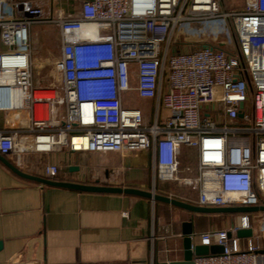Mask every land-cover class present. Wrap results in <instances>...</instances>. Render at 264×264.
<instances>
[{"label":"built area","instance_id":"built-area-1","mask_svg":"<svg viewBox=\"0 0 264 264\" xmlns=\"http://www.w3.org/2000/svg\"><path fill=\"white\" fill-rule=\"evenodd\" d=\"M4 1L0 110L11 117L0 130L2 156L18 164L31 151L150 150L154 179L188 188L197 205L264 204V0H244L239 9H223V0H84L77 14L51 18L43 0ZM47 20L60 33L53 64L61 96L40 97L49 88L33 82L29 27ZM219 20L229 22L232 50L169 53L178 26ZM5 75L11 83L1 81ZM14 90L20 101L11 106ZM130 93L153 99L150 122L124 104ZM58 172L56 163L43 168L49 180ZM248 227L243 214L228 228L193 235L223 246L194 264H264V236L248 237L244 248L236 236Z\"/></svg>","mask_w":264,"mask_h":264},{"label":"crops","instance_id":"crops-1","mask_svg":"<svg viewBox=\"0 0 264 264\" xmlns=\"http://www.w3.org/2000/svg\"><path fill=\"white\" fill-rule=\"evenodd\" d=\"M82 1L42 2L46 17L51 18L77 14ZM240 1L239 5L223 0L222 8H242L244 0ZM34 34H29L31 62L53 64L60 50L47 49L46 41ZM147 100L150 110L154 101ZM144 116L151 121L150 113ZM10 117V111L0 110V130L8 127ZM6 158L35 176L44 177L43 168L51 162L59 166L58 181L133 187L195 202V194L186 187L154 179L150 150L70 152L61 148L24 153L18 164L15 155ZM186 221L192 222L196 239L201 232L239 222L219 213H193L136 195L42 184L19 176L0 160V264H168L183 259L182 224ZM249 223L252 236H264L259 214ZM247 238H239L241 247Z\"/></svg>","mask_w":264,"mask_h":264},{"label":"rangeland","instance_id":"rangeland-1","mask_svg":"<svg viewBox=\"0 0 264 264\" xmlns=\"http://www.w3.org/2000/svg\"><path fill=\"white\" fill-rule=\"evenodd\" d=\"M235 1L237 3H241L240 0H230ZM223 9H227L225 5ZM229 22L226 21H215L212 23L207 24H197V23H188L184 25L178 26L175 31L173 32L171 43L169 45V52L170 46L174 42H179L178 46L182 52L191 51L194 48H199L204 44L214 46L216 48L223 49L225 51H230L234 48L235 45V38L230 30ZM35 32V38L39 41L45 40L47 43V49H52L56 52L60 50V42L58 39V30L53 22H36V24H32L31 28L29 27V34L31 32ZM31 39V38H30ZM29 39V44L32 39ZM58 54V53H57ZM59 54L56 56L58 58ZM33 59V58H32ZM34 60V59H33ZM32 74H33V82L35 87H40L41 83L48 84L51 87L49 91H57L53 92V94L57 96H61V93L58 91L59 85V77L56 73L54 68V64H39V63H32ZM125 97V96H124ZM130 100V102H129ZM126 102H129L130 105L134 107L141 108L144 114L150 113L152 115V109L149 110V103L147 99H139L134 93H130L126 95ZM127 105V104H126ZM128 105V106H130ZM57 114L60 115L62 113L63 107L61 105L56 106ZM148 122V120L146 119ZM164 185V184H163ZM165 186H168L166 183ZM174 187V186H173ZM177 187V186H176ZM186 191L189 189L186 188ZM262 213L261 211L258 212H224L219 213L224 216L225 219L231 220L237 218L240 220L241 216L245 214L249 219L254 215H258Z\"/></svg>","mask_w":264,"mask_h":264},{"label":"water","instance_id":"water-1","mask_svg":"<svg viewBox=\"0 0 264 264\" xmlns=\"http://www.w3.org/2000/svg\"><path fill=\"white\" fill-rule=\"evenodd\" d=\"M202 48L209 47V45L204 44ZM0 160L13 172L19 176L33 180L42 184L58 187L72 188L82 191H91V192H109V193H124L130 195H136L140 197H145L153 201H161L165 203L172 204L179 208L191 211L193 213H224V212H264V204L255 205V206H201L197 204L188 203L170 196L162 195L155 193L153 191L142 190L133 187H120V186H99V185H87V184H78L72 182L58 181V180H49L41 176H35L28 174L20 170L15 164L9 161L6 157L0 154ZM73 170L72 167L69 168ZM77 170L78 168H74ZM182 235H183V259L178 261H170L168 264H194L193 258L199 255L207 254H219L223 252V246L220 244H198L195 242L193 236V227L191 221L183 222L182 224ZM231 234L228 233V236ZM236 236L239 238L251 237L252 229L251 228H240L236 232ZM2 248V242L0 241V250Z\"/></svg>","mask_w":264,"mask_h":264},{"label":"bare ground","instance_id":"bare-ground-1","mask_svg":"<svg viewBox=\"0 0 264 264\" xmlns=\"http://www.w3.org/2000/svg\"><path fill=\"white\" fill-rule=\"evenodd\" d=\"M7 0H5L4 2H6ZM5 5L2 7V10H4V8L7 6L6 3H4ZM8 7V6H7ZM1 81L3 83H11L12 82V78L10 75H5L3 76V78L1 79ZM40 97H51L53 96V92L52 91H42V92H38L37 94ZM20 101V95L17 91H13L12 96L10 101L8 102L11 106L14 105H18Z\"/></svg>","mask_w":264,"mask_h":264},{"label":"trees","instance_id":"trees-1","mask_svg":"<svg viewBox=\"0 0 264 264\" xmlns=\"http://www.w3.org/2000/svg\"><path fill=\"white\" fill-rule=\"evenodd\" d=\"M178 44H179V42L172 43V45L170 46V52H169L170 54H173V53H181L182 52L181 49L179 48ZM199 48H201V47H199ZM195 49H198V48H194L193 50H195ZM40 85H41L40 87H51L50 85L43 84V83H41ZM177 199L183 200V201L188 202V203L196 204L193 201H189V200L182 199V198H179V197Z\"/></svg>","mask_w":264,"mask_h":264}]
</instances>
